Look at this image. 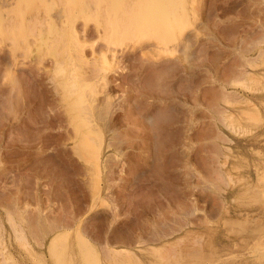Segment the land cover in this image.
<instances>
[{
	"label": "rangeland",
	"instance_id": "374dc122",
	"mask_svg": "<svg viewBox=\"0 0 264 264\" xmlns=\"http://www.w3.org/2000/svg\"><path fill=\"white\" fill-rule=\"evenodd\" d=\"M144 1L0 0V264H264V0Z\"/></svg>",
	"mask_w": 264,
	"mask_h": 264
},
{
	"label": "bare ground",
	"instance_id": "6f19581e",
	"mask_svg": "<svg viewBox=\"0 0 264 264\" xmlns=\"http://www.w3.org/2000/svg\"><path fill=\"white\" fill-rule=\"evenodd\" d=\"M4 2H5V0H4ZM4 2H3V3H4ZM147 2H148V0H146V1L143 2V6L146 7V8H148V7H147L148 4L150 5V2H149L148 4H147ZM60 3H61V2H60ZM2 5H5V4H2ZM61 8H62V7H61ZM165 9H166L165 5H159V4H158L156 7H154V9H153V11H152V17H151L152 20H153V21L161 20L162 17H163V13L165 12ZM59 10H61V9H59ZM55 14H56V13H55ZM67 14H68V13H67ZM52 15H53V14H52ZM54 16H56V15H54ZM62 17H63V16H62ZM36 18H37V16H36ZM44 18H45V17H44ZM44 18H42V20H43ZM59 18H60V17H59ZM10 19H11V17H10ZM45 19H46V18H45ZM72 19H73V17L71 18V20H72ZM68 20H69V19H68ZM143 20H144L145 22H147L148 20H150V18H149V16L146 15V16L143 18ZM35 21H36V19H35ZM58 21H59V20H58ZM28 22H29V21H28ZM33 22H34V20H33ZM36 22H37V21H36ZM67 22H68V21H67ZM9 23H10V22H9ZM41 23H42V22H41ZM0 25H1V23H0ZM6 26H7V25H6ZM66 26H69V25H66ZM0 28H1V27H0ZM67 28H68V27H67ZM67 28H66V29H67ZM69 28H70V26H69ZM59 29H60V28H59ZM234 31H236V30H234ZM0 32H1V31H0ZM239 32H240V31H239ZM69 33H70V32H69ZM232 33H233V32H232ZM81 35H82V34H81ZM244 35H245V34H244ZM42 37H43V35H42ZM40 38H41V37H40ZM46 38H47V37H46ZM69 39H70V38H69ZM63 40H64V39H63ZM43 41H45V40H43ZM69 42H70V41H68V44H69ZM62 43H63V42H62ZM17 44H18V43H17ZM48 44H49V43H48ZM240 44H241V43H240ZM39 46H40V45H39ZM17 47H18V46H17ZM17 47H16V48H17ZM40 47H42V46H40ZM244 47H245V46H244ZM37 48H38V47H37ZM239 49H240V47H239ZM242 49H243V48H242ZM242 49H240V50H242ZM245 49L247 50V48H244V50H245ZM35 50H36V49H35ZM262 51H263V50H262ZM15 52H16V51H15ZM37 52H38V51H37ZM84 53H85V52H84ZM237 53H238V52H237ZM243 53H244V52H243ZM106 54H107V53H106ZM244 54H245V53H244ZM261 54H262V53H261ZM84 56H85V55H84ZM243 56H244V55H243ZM245 56H246V55H245ZM255 56H256V55H255ZM242 59H243V58H242ZM102 60H103V59H102ZM121 60H122V59H121ZM132 60H133V59H132ZM155 60H156V59H155ZM216 60H218V59H216ZM244 60H245V59H244ZM15 61H16V60H15ZM62 61H63V60H62ZM140 61H143V60H139V62H137V63L141 64ZM153 61H154V60H153ZM218 61H219V60H218ZM233 61H234V60H233ZM233 61H232V62H233ZM56 62H57V61H56ZM72 62H73V60L71 61V63H72ZM121 62H122V61H121ZM166 62H167V61H166ZM166 62H165V63H166ZM215 62H216V61H215ZM235 62H236V61H235ZM241 62H242V61H241ZM57 63H58V62H57ZM135 63H136V62H135ZM169 63H170V62H169ZM175 63H176V62H175ZM98 64H99V63H98ZM128 64H129V63H128ZM171 64H173V61H172ZM207 64H208V63H207ZM239 64H240V66H242L243 63H242V64L239 63ZM145 65H146V64H145ZM153 65H154V64H153ZM163 65L166 66V68L164 67V68H165L164 70H163V69L160 70L161 68L158 69V66H157V67L155 66V68L158 69V70H160L161 72H164V73H165V74L163 73V74H164V77H165V75H169L170 73L174 72V70L176 69V66H174L175 64H173V66H174L175 68L173 67L174 70L172 69V71L170 70V69L172 68L170 65H168V66H170L171 68H170V67H167L166 64H163ZM212 65H213V63H212ZM243 65H244V64H243ZM54 66H55V65H54ZM143 66H144V65H143ZM229 66H230V65H229ZM229 66H228V67H229ZM238 66H239V65H238ZM238 66H237V67H238ZM117 67L119 68L120 66L118 65ZM161 67H162V65H161ZM209 67H210V66H208V69H209ZM211 67H213V66H211ZM234 67H235V66H234ZM242 67H243V66H242ZM242 67H241V68H242ZM120 68H121V67H120ZM153 68H154V67H153ZM155 68H154L152 71L156 70ZM241 68L239 67V69H241ZM77 69H78V67H77L76 64L73 65V66L71 65V71H70V73H69V77H68V80H67V82H68L67 84L70 85V86H68V85H67V86L70 87V89L72 90V92H73V91L75 92V91H78V90H79L78 86H79V84H80L81 76H80V73L78 72ZM137 69H138V68H137ZM151 69H152V67H151ZM211 69L214 70V68H211ZM237 69H238V68H237ZM237 69H234V68L232 69V70L236 73V75H237V72H238ZM243 69H245V68H243ZM100 70H101V69H100ZM116 70H117V69H116ZM119 70H120V69H119ZM121 70L124 72L123 69H121ZM121 70L119 71V73L121 72ZM158 70H157V71H158ZM178 70H179V69H178ZM235 70H237V72H236ZM53 71H54V72H52V73L49 75V77H50V79H51L50 82H51L52 85H53L54 91L57 92V91L59 90V88L61 87V84L63 85V84L65 83L64 86H66V82H64V83L62 82V83L59 85V80H58V78H57V77L63 75V74L66 72V65L63 64V63H58L57 66H56V68H55ZM160 71H159V72H160ZM179 71H180V70H179ZM228 71H230V70H228ZM233 71H232V73L235 75V73H234ZM176 72H177V71H176ZM176 72H175V73H176ZM239 72H241V70H240ZM208 73H210V72L208 71ZM243 73H244V72H243ZM243 73H240V74H243ZM157 74H158V73H157ZM157 74H153L154 77L157 76ZM172 74H173V73H172ZM149 75H150V78H151V74H150V73H149ZM149 75H148V78H149ZM173 75H174V74H173ZM102 76H103V75H102ZM174 76H175V75H174ZM206 76H208V75H206ZM237 76H238V75H237ZM42 77H43V76H42ZM105 77H106V76H105ZM152 77H153V76H152ZM154 77H153V80H155ZM175 77H176V76H175ZM184 77H185V76H184ZM214 77H215V75H214ZM214 77H213V78H214ZM235 77H236V76H235ZM158 78H159V76H158ZM178 78H179V76H178ZM178 78H177V79H178ZM206 78H207V77H206ZM211 78H212V77H211ZM218 78H219V77H218ZM231 78H232V77H231ZM237 78H238V77H237ZM131 79H132V78H131ZM131 79H130V80H131ZM133 79H134V78H133ZM160 79H161V78H160ZM181 79H182V78H181ZM184 79H185V78H184ZM192 79H194V78H192ZM196 79H197V78H196ZM208 79H210V77H209ZM208 79H207V80H208ZM215 79H216V78H215ZM48 80H49V78H48ZM127 80H128V77H127ZM149 80H150V79H149ZM158 80H159V79H158ZM158 80L156 79V81H158ZM189 80H190V78H189ZM207 80H204V81H207ZM210 80H211V79H210ZM217 80H218V79H217ZM35 81H36V80H35ZM144 81H145V80H144ZM150 81H151V85H152V86H156V87H158L159 90H161V92H162V90H164V87L166 88V86H165L166 84H165V83H163V84H165V85H164L163 88H162V86H161V87L159 86V84H161V83L158 84V83L155 82V81H152V80H150ZM159 81H160V80H159ZM161 81H162V80H161ZM161 81H160V82H161ZM169 81H170V80H169ZM179 81H181V80H179ZM187 81H188V80H187ZM198 81H199V80H198ZM215 81H216V80H215ZM215 81H213V82H215ZM237 81H238V80H237ZM129 82H130V81H129ZM129 82H128V83H129ZM132 82H133V81L131 80V83H132ZM146 82H148V81L146 80ZM174 82H177V81H174ZM209 82H210V81H209ZM209 82H208V83H209ZM221 82H222V81H221ZM231 82H232V81H231ZM105 83H106V82H105ZM144 83H145V82H144ZM149 83H150V82H149ZM149 83H147L148 85H147V84H145V85H147L148 87H150V84H149ZM194 83H195V82H194ZM198 83H199V82H198ZM215 83H216V82H215ZM215 83H212V84L214 85ZM226 83H227V82H226ZM168 84H170V83L168 82ZM168 84H167V88H166V89H168V88L170 87V86L168 87ZM173 84H174V83H173ZM173 84H170V85H173ZM175 84H176V83H175ZM175 84H174V85H175ZM188 84H189V83H188ZM188 84H187V85H188ZM191 84H193V81H192ZM140 85H141V84H140ZM189 85H190V84H189ZM199 85H200V84H199ZM207 85H208V84H207ZM213 85H211L210 87H212ZM215 85H217V84H215ZM215 85H214V87H215ZM58 86H60V87H58ZM64 86H62V87H64ZM67 86H66V87H67ZM100 86H101V85H100ZM100 86H99V87H100ZM102 86H103V85H102ZM133 86H134V85H133ZM147 86H145L146 89H148ZM152 86H151V88H152ZM190 86H192V85H190ZM218 86H220V85H218ZM66 87H64V88H66ZM129 87H130V86H129ZM129 87H128V88H129ZM172 87H174V86H172ZM176 87H177V86H176ZM188 87H189V86H188ZM221 87H222V86H221ZM221 87H220V90H219V91H221ZM128 88H127V90H128ZM151 88H150V90H151ZM160 88H161V89H160ZM192 88H194V87H192ZM192 88H191V90H192ZM197 88H198V87H197ZM199 88H200V86H199ZM218 88H219V87H218ZM66 89H67V88H66ZM130 89H131V87L129 88V90H130ZM176 89H177V91H176V90L174 91V90L172 89V91L169 92V94H170V93H171L172 95H173V94H176V93H172V92H178V88H176ZM185 89H186V87H185ZM189 89H190V88H189ZM195 89H196V88H195ZM212 89H213V88H212ZM249 89H250V88H249ZM68 90H69V88H68ZM71 90H70V92H71ZM98 90H101V89H98ZM142 90H143V89H142ZM150 90H149V91L147 90L148 93H149V92H150V94L153 93V92H152L153 88H152L151 91H150ZM154 90H157V89H155V87H154ZM169 90H171V87L169 88ZM203 90H204V89H203ZM210 90H211V89H210ZM214 90H216V88H214ZM224 90H225V89H224ZM224 90L222 89V91H224ZM229 90H230V89H229ZM27 91H28V90H27ZM125 91H126V90H125ZM166 91H167V93H166ZM166 91H165V93L168 94V90H166ZM180 91H181V90H180ZM183 91H184V90H183ZM188 91H189V90H188ZM192 91H193V90H192ZM195 91H196V90H195ZM199 91H200V90H199ZM201 91H202V90H201ZM205 91H206V90H205ZM212 91H213V90H212ZM225 91H226V90H225ZM254 91H255V90H254ZM2 92H4V91L2 90ZM66 92H67V91H66ZM68 92H69V91H68ZM135 92H137V91H135ZM158 92H159L160 95L166 96L165 94H163L164 91L162 92V94L160 93V91H158ZM216 92H218V91H216ZM229 92H230V91H229ZM233 92H234V91H233ZM0 93H1V92H0ZM76 93H77V92H76ZM129 93H130V92H129ZM132 93H133V91H132ZM154 93H156V92H154ZM154 93H153V94H154ZM199 93H200V92H199ZM219 93L222 94L223 92H219ZM219 93H218V94H219ZM226 93L228 94V92H226ZM1 94H2V93H1ZM127 94H128V93H127ZM159 94L157 93L158 97L160 96ZM171 94H170V95H171ZM177 94H178V93H177ZM194 94H195V93H194ZM211 94H212V92H211ZM213 94H217V93H213ZM221 94L219 95V98H220V96H222V97H224V96H225V97H228L227 95H224V94L221 95ZM229 94H230V93H229ZM157 95H156V96H157ZM178 95H179V94H178ZM223 95H224V96H223ZM234 95H235V94H234ZM234 95H233V96H234ZM0 96H1V95H0ZM2 96H3V94H2ZM2 96H1V97H2ZM111 96H112V95H111ZM123 96H124V95H123ZM132 96H133V95H132ZM151 96H152V95H151ZM175 96H177V95H175ZM180 96H181V95H180ZM212 96H213V95H212ZM216 96H217V95H216ZM237 96H238V95H237ZM239 96H240V95H239ZM108 97H109V95H108ZM154 97H155V96H154ZM168 97H169V95H168ZM195 97H196V96H195ZM213 97H214V96H213ZM217 97H218V96H217ZM222 97H221V98H222ZM78 98H79V97H78ZM81 98H82V97H81ZM184 98H185V97H184ZM1 99H3V97H2ZM127 99H128V98H127ZM160 99H161V98H160ZM199 99H200V98H199ZM214 99H215V98H214ZM214 99H213V100H214ZM222 99L224 100V99H226V98H222ZM229 99H230V97H229ZM3 100H4V99H3ZM179 100H180V99H179ZM215 100L217 101L218 98L215 99ZM5 101H6V100H5ZM9 101H10V100H9ZM216 101H215V102H216ZM230 101H231V100H230ZM215 102L213 101V104H214ZM0 103H1V102H0ZM161 103H162V102H161ZM192 103L194 104V102H192ZM181 104H183V103L181 102ZM193 104H192V105H193ZM200 104H201V103H200ZM210 104H211V103H210ZM183 105H184V104H183ZM218 105H219V104H218ZM185 106H186V105H185ZM205 106H206V105H205ZM187 107H188V106H187ZM196 107H197V106H196ZM214 107H218V106H215V105H214ZM169 108H170V107H169ZM171 108H172V107H171ZM210 108H211V107L209 106V110H210ZM173 109H174V107H173ZM185 109H186V108H185ZM201 109H202V108H201ZM211 109L214 110V109H213V106H212ZM218 109H219V108H218ZM223 109H224V108H223ZM35 110H36V109H35ZM174 110H175V109H174ZM177 110H178V109H177ZM179 110H180V109H179ZM183 110H184V109H183ZM191 110H192V109H191ZM193 110H194V109H193ZM206 110H207V109H206ZM158 111H159V110H158ZM169 111H170V109H169ZM188 111H189V110H188ZM188 111H187V112H188ZM222 111H223V110H222ZM224 111H225V110H224ZM164 112H165V111H164ZM166 112H167V111H166ZM174 112H175V111H174ZM215 112H216V110H215ZM172 113H173V112H172ZM176 113H177V112H176ZM191 113H193V112H191ZM198 113H199V112H198ZM204 113H206V112H204ZM217 113H218V111H217ZM155 114H156V113H155ZM157 114H159V113H157ZM170 114H171V113H170ZM188 114H189V113H188ZM222 114H223V113H222ZM84 115H85V114H84ZM159 115H160V114H159ZM165 115H167V113H166ZM175 115H176V114H175ZM185 115H186V114H185ZM220 115H221V114H220ZM151 116H152V115H151ZM161 116H162V115H161ZM168 116H171V115H169V113H168ZM187 116H188V115H187ZM218 116H219V115H218ZM154 117H155V116H154ZM176 117H177V116H176ZM159 118H160V117H159ZM159 118H158V121H159ZM168 118L171 119L170 117H168ZM211 118H212V116H211ZM222 118H223V117H222ZM153 119H154V118H153ZM165 119H166V118H165ZM172 119H173V118H172ZM175 119H176V118H175ZM187 119H188V118H187ZM156 120H157V119H156ZM160 120H161V119H160ZM162 120H163V119H162ZM193 120H194V119H193ZM203 120H204V119H203ZM203 120H202V121H203ZM153 121H154V120H153ZM165 121H166V120H165ZM168 121H169V120H168ZM172 121H173V120H172ZM174 121H175V120H174ZM188 121H189V120H188ZM191 121H192V120H191ZM210 121L212 122V120L209 119V122H210ZM159 122H161V121H159ZM211 122H210V123H211ZM213 122H215V121H213ZM213 122H212V124H213ZM169 123H170V122H169ZM203 123H204V122H203ZM207 123H208V122H207ZM221 123H222V122H221ZM212 124H210V125H212ZM224 124H225V123H224ZM151 125H152V124H151ZM208 125H209V124H208ZM210 125H209V126H210ZM213 125L216 126V124H213ZM29 126H30V125H29ZM159 127H160V126H159ZM189 127H190V126H189ZM210 127L212 128V126H210ZM211 128H210V129H211ZM213 128H215V127H213ZM153 129H154V128H153ZM186 129H187V128H186ZM208 129H209V128H208ZM216 129H217V126H216ZM216 129H214L213 133L216 132V131H215ZM205 130H206V129H205ZM212 130H213V129H212ZM189 131H190V130H189ZM182 132H183V131H182ZM182 132H181V133H182ZM209 133H210V132H209ZM209 133H208V134H209ZM215 134H216V133H215ZM218 134H220V133H218ZM13 135H14V134H13ZM175 135H176V133H175ZM191 135H192V134H191ZM220 135H221V134H220ZM220 135H219V137H223L222 135H221V136H220ZM223 135H224V134H223ZM185 136H187V135H185ZM188 136H189V135H188ZM212 137L214 138V136H212ZM215 137H216V136H215ZM217 137H218V136H217ZM185 138H189V137H185ZM182 139H184V138H182ZM216 139H217V138H216ZM219 139H220V138H219ZM173 140H174V139H173ZM207 140H208V139H207ZM224 140H225V139H224ZM226 140H227V139H226ZM186 141H187V139H186ZM189 141H191V140H189ZM222 141H223V140H222ZM230 142H231V141H230ZM161 143H163V142H161ZM188 143H190V142H188ZM191 143H192V142H191ZM205 143H206V142H205ZM205 143H204V144H205ZM209 143H211V142H209ZM216 143H217V142H216ZM163 145H164V144H163ZM191 145H192V144H191ZM202 145H203V144H202ZM140 146H141V145H140ZM159 146H160V145H159ZM212 146H214V145H212ZM204 147H205V146H204ZM214 147H215V146H214ZM217 147H218V146H217ZM220 147H221V146H220ZM224 148H225V147H224ZM210 150H211V149H210ZM218 150H219V149H218ZM202 151H203V150H202ZM208 152H209V151H208ZM212 153H213V152H212ZM214 154H215V153H214ZM202 157H203V156H202ZM204 161H205V160H204ZM123 164H124V163H123ZM208 164H209V163H208ZM146 167H147V166H146ZM194 167H195V166H194ZM213 167H214V166H213ZM4 169H5V168H4ZM214 170H216V168H214ZM210 172H211V171H210ZM210 174H211V173H210ZM218 174H219V173H218ZM202 175H203V173H202ZM208 175H209V173H208ZM215 175H216V174H215ZM213 176H214V175H213ZM213 176H212V177H213ZM207 177H208V176H207ZM206 179H207V178H206ZM0 201L3 202V198H2V200L0 199ZM9 203H10V200H9V202H7V201H6V197H5V198H4V204H3V206L6 208V212L8 211V208H9V205H10ZM12 204H13V203H12ZM15 204H17V203H15ZM11 207H12V206H11ZM1 208H2V207H1ZM2 209H3V208H2ZM10 209H11V208H10ZM15 209H16V208H15ZM7 213H8V212H7ZM8 214H10V212H9ZM11 214H13V213H11ZM16 216H17V215H16ZM18 216H19V215H18ZM18 216H17V217H18ZM10 218H11V217H10ZM10 218H9V219H10ZM12 219H13V218H12ZM31 220H32V219H31ZM32 222H33V220H32ZM35 223H36V222H35ZM26 224H27V223H26ZM31 224H32V223H31ZM33 225H34V223H33ZM19 227H20V226H19ZM30 228H31V227H30ZM13 232H14V230H13ZM22 232H23V231H22ZM16 234H17V232H16ZM163 234H164V233H163ZM24 239H25V238H24ZM17 240H18V239H17ZM22 240H23V238H22ZM22 240H21V241H22ZM137 240H138V239H137ZM24 241H25V240H24ZM86 243H87V242H86ZM140 243H141V242H140ZM20 244H21V243H20ZM87 244H88V243H87ZM87 247H88V246H87ZM90 247H91V246H90ZM87 249H88V248H87ZM92 249H93V248H92ZM89 250H90V249H89ZM121 251H123V250H121ZM0 256H1V255H0ZM1 258H3V256H2ZM3 261L5 262V260H3ZM1 263H2V261H1Z\"/></svg>",
	"mask_w": 264,
	"mask_h": 264
}]
</instances>
